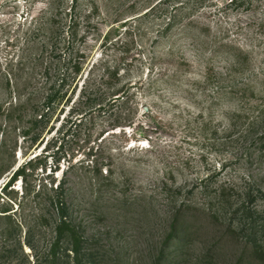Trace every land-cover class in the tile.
Masks as SVG:
<instances>
[{
	"label": "rangeland",
	"instance_id": "1",
	"mask_svg": "<svg viewBox=\"0 0 264 264\" xmlns=\"http://www.w3.org/2000/svg\"><path fill=\"white\" fill-rule=\"evenodd\" d=\"M47 2L0 0V264L44 261L35 194L62 181L95 264H264V0H61L51 60ZM42 52L82 65L46 125ZM90 71L127 83L126 104L73 124Z\"/></svg>",
	"mask_w": 264,
	"mask_h": 264
},
{
	"label": "trees",
	"instance_id": "2",
	"mask_svg": "<svg viewBox=\"0 0 264 264\" xmlns=\"http://www.w3.org/2000/svg\"><path fill=\"white\" fill-rule=\"evenodd\" d=\"M63 12V8H61V0H48L47 7L41 14V18L46 19L47 21L44 24H39V28L42 31L45 30L50 35L48 38V41H50L48 43L50 46V60L54 58L53 55L58 52L59 49L58 46H56L57 39L54 41L55 30L58 32L59 29L53 26L52 21L62 15ZM70 12L71 10H69V8L65 11V13ZM70 28L71 27L69 26L68 29ZM73 37L74 34L71 32V38L73 39ZM45 60L43 52L36 60L40 61L41 77L44 79L47 87L42 88L36 95V100L40 104L39 107L36 108L37 110L33 112V117L35 119V124L46 125L58 107L67 98L71 85L76 83L79 77L80 79L82 78V65L77 59H69V66L60 72L54 71L50 60L48 62ZM118 76L119 75L116 72L114 77L116 78ZM92 77L90 71L84 78L78 102H73L71 104L70 116L75 118V120H71L74 122L73 124L80 125L84 119L96 113H113L120 110L119 106L121 104H126L125 100H127L129 89L127 83H109L107 80H103L100 83H93L91 81ZM116 80H119V78H116ZM77 84L78 83H76V86ZM105 84L109 86H105ZM75 92L76 90L74 88L71 94L73 95ZM72 95L67 98L64 105L72 102ZM78 120L80 121L77 122ZM38 135L39 134H37L33 141L38 139ZM87 156L88 158L94 157L89 166V173L101 175L102 170L98 167L100 164L98 156L93 153L92 149L87 153ZM10 168L11 165H9L7 170ZM22 173L23 169H20L14 174V176L22 175ZM107 173L111 174V171L108 170ZM65 185L66 181H62L57 185H55L54 182H51L49 183V187L48 185H43L42 188L40 186L38 192L35 194L37 198H41V202L39 203L46 207V211L51 214V218L54 221L55 232V241L51 244L48 253L44 255V261L42 263L38 261L36 264H95V254L83 247L85 240L77 230L73 220L70 218V208L69 203L67 202ZM27 193L28 192L26 191V194ZM259 193L261 194L262 192L259 191ZM19 243L20 242H18V244ZM28 245L33 252H37L35 244L28 243ZM61 245L64 246L62 247ZM10 252L11 251L9 250L5 251L8 255H3V257H8Z\"/></svg>",
	"mask_w": 264,
	"mask_h": 264
}]
</instances>
